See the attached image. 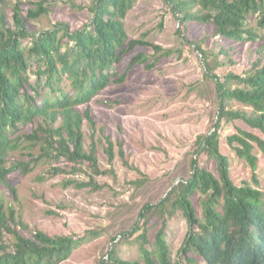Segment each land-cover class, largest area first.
Masks as SVG:
<instances>
[{
  "label": "trees",
  "instance_id": "trees-1",
  "mask_svg": "<svg viewBox=\"0 0 264 264\" xmlns=\"http://www.w3.org/2000/svg\"><path fill=\"white\" fill-rule=\"evenodd\" d=\"M138 1L94 0L88 8L91 21L81 29L71 31L68 24L58 23L48 31L32 33L26 19L35 21L50 14V1L15 0L11 5L0 0V185L8 188L14 200L18 193L11 181L47 165L49 174L56 176L82 174L87 164L90 181L70 180L66 185L100 188L94 176L106 173L100 168L95 143L86 151L83 129L87 120L94 138L96 123L90 110L82 113L80 107L111 84L127 82L136 66L152 70L160 58L171 54L146 39L130 41L125 20ZM166 1L182 26L190 22L213 25L217 38L251 43L257 60L243 75L220 77L201 45L194 43L205 58V75L215 82L219 99L218 121L213 132L198 137L197 155L206 154L215 161L220 176L202 167L194 156L192 176L140 214L145 222L154 214L162 217L154 247H147L145 231L139 259L124 260L113 248L100 264H264V193L255 155L256 146L264 153V139L241 129L228 137L229 146L253 170V185L245 181L238 186L231 177L230 159L221 151L220 133L223 122L242 121L264 134V0ZM67 2L72 9H83L73 0ZM149 49L154 55L148 54ZM233 102L250 111L233 109ZM29 126L31 132L23 133ZM107 142V154L113 160L114 146L110 139ZM20 149L25 150L22 158L11 161L10 156ZM120 156L125 158L123 149ZM196 194H200L201 216L192 200ZM179 211L187 219L188 232L175 260L166 230L168 219ZM20 229L29 230V226L13 206L0 200V264H61L88 240L40 230L26 237ZM140 230L137 227L135 232Z\"/></svg>",
  "mask_w": 264,
  "mask_h": 264
},
{
  "label": "rangeland",
  "instance_id": "rangeland-1",
  "mask_svg": "<svg viewBox=\"0 0 264 264\" xmlns=\"http://www.w3.org/2000/svg\"><path fill=\"white\" fill-rule=\"evenodd\" d=\"M6 1L15 4V0ZM49 1L50 14L35 21L26 19L32 33L48 31L58 23H66L71 31H77L90 23L92 14L88 8L94 0H73L83 7L81 10L72 9L67 0ZM28 8L26 5L25 14ZM8 13L12 15L10 9ZM250 23L256 25L255 20ZM125 27L130 41L146 39L171 54L160 58L152 70L146 65L136 66L127 82L111 84L90 104L80 107L82 113L89 109L96 123L94 138L87 120L83 129L86 151L90 152L95 143L100 168L106 173L94 176L100 188L66 185L70 180L89 182L92 173L87 164L79 175L53 176L47 165L13 179L17 200L7 187L0 185V200L7 207L13 206L29 226V230L20 229L24 236L31 237L40 230L51 236L88 238L61 264H100L113 248L124 260L139 259L143 233L147 231V247L152 248L163 224L159 214L145 222L141 212L146 205L159 204L174 185L192 176L194 156L219 178L217 163L206 154L197 155L198 137L213 132L218 121L219 99L215 82L205 75V58L194 43L201 45L220 77L229 73L243 75L257 60L251 43L217 38L213 25L190 22L182 26L166 0H139L129 12ZM147 52L155 53L153 49ZM231 107L250 111L236 102ZM222 125L221 151L230 159L233 182L238 186L245 181L253 185L252 168L229 146L228 137L239 129L262 139L264 134L242 121H225ZM32 129L29 126L23 133ZM108 139L114 146L113 160L107 154ZM120 149L125 153L124 159ZM24 153L20 149L10 160L21 159ZM255 155L259 158L256 174L264 193V153L257 146ZM192 200L201 216L200 194ZM137 227L141 230L135 232ZM187 232L188 222L182 211L168 219L166 239L175 260ZM6 241L12 242V238L6 236Z\"/></svg>",
  "mask_w": 264,
  "mask_h": 264
},
{
  "label": "water",
  "instance_id": "water-1",
  "mask_svg": "<svg viewBox=\"0 0 264 264\" xmlns=\"http://www.w3.org/2000/svg\"><path fill=\"white\" fill-rule=\"evenodd\" d=\"M171 190H172V188H171Z\"/></svg>",
  "mask_w": 264,
  "mask_h": 264
}]
</instances>
